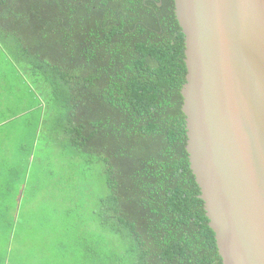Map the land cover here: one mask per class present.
Here are the masks:
<instances>
[{
	"label": "trees",
	"instance_id": "trees-1",
	"mask_svg": "<svg viewBox=\"0 0 264 264\" xmlns=\"http://www.w3.org/2000/svg\"><path fill=\"white\" fill-rule=\"evenodd\" d=\"M185 58L173 0H0V264H223Z\"/></svg>",
	"mask_w": 264,
	"mask_h": 264
},
{
	"label": "water",
	"instance_id": "water-1",
	"mask_svg": "<svg viewBox=\"0 0 264 264\" xmlns=\"http://www.w3.org/2000/svg\"><path fill=\"white\" fill-rule=\"evenodd\" d=\"M173 1L199 199L223 264H264V0Z\"/></svg>",
	"mask_w": 264,
	"mask_h": 264
}]
</instances>
